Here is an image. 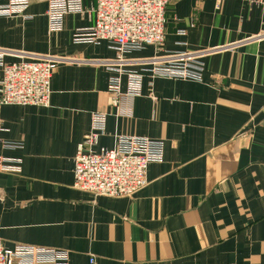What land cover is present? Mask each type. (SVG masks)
<instances>
[{
  "label": "crops",
  "instance_id": "0c3cea01",
  "mask_svg": "<svg viewBox=\"0 0 264 264\" xmlns=\"http://www.w3.org/2000/svg\"><path fill=\"white\" fill-rule=\"evenodd\" d=\"M47 1L29 0V20L0 17L7 63L59 59L49 106L0 108V156L23 162L19 175L0 173L3 244L64 249L70 264L91 256L93 264H264V5L169 0L162 50L130 58L207 51L202 81L156 79L151 89L145 79L133 117H107L100 147L117 136L164 142L148 185L109 198L73 188V168L91 114L111 113L109 73L98 62L114 52L105 42L73 44L93 14L68 15L60 33H48Z\"/></svg>",
  "mask_w": 264,
  "mask_h": 264
},
{
  "label": "built area",
  "instance_id": "2783aa9c",
  "mask_svg": "<svg viewBox=\"0 0 264 264\" xmlns=\"http://www.w3.org/2000/svg\"><path fill=\"white\" fill-rule=\"evenodd\" d=\"M218 3L223 0H215ZM264 5V0H242ZM169 0H95L87 10L82 0H48L45 17L47 31L60 33L65 17L93 14L91 26L73 32V44L97 46L102 42L114 52L110 60H100L109 73L106 94L111 113L93 112L90 130L74 156L73 188L95 197H131L148 185L150 164L164 160V142L144 137L117 136L112 148L99 146L109 115L133 117L132 105L142 96L143 82L152 89L156 79L201 82L207 51H182L132 59L130 56L147 47L156 53L164 46L165 9ZM29 0H8L0 6V17L31 19L26 15ZM183 36L184 32L179 31ZM7 52L0 50V108L3 106L47 107L52 76L59 59L36 57L7 63ZM151 95V94H150ZM5 132L0 120V133ZM14 147V146H11ZM17 147V146H16ZM22 159L0 156V173L19 175ZM91 256L89 263L93 264ZM0 264H70L64 249L29 244L6 247L0 239Z\"/></svg>",
  "mask_w": 264,
  "mask_h": 264
}]
</instances>
